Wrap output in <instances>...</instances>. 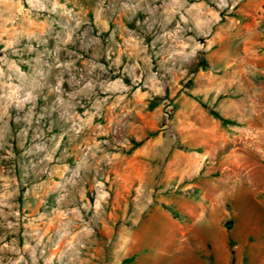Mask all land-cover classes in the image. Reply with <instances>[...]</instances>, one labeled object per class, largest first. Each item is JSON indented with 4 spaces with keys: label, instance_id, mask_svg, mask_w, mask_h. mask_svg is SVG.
<instances>
[{
    "label": "rangeland",
    "instance_id": "rangeland-1",
    "mask_svg": "<svg viewBox=\"0 0 264 264\" xmlns=\"http://www.w3.org/2000/svg\"><path fill=\"white\" fill-rule=\"evenodd\" d=\"M132 237L264 264V0H0V264Z\"/></svg>",
    "mask_w": 264,
    "mask_h": 264
},
{
    "label": "crops",
    "instance_id": "crops-1",
    "mask_svg": "<svg viewBox=\"0 0 264 264\" xmlns=\"http://www.w3.org/2000/svg\"><path fill=\"white\" fill-rule=\"evenodd\" d=\"M128 245L131 248L126 249L124 254L113 255L108 264H162V261L164 264H205L201 259L196 258V251L190 248H184L183 252L185 253L182 255L178 253V257L174 259L170 257V248L167 246L158 249L156 252L139 254L134 237L129 240Z\"/></svg>",
    "mask_w": 264,
    "mask_h": 264
},
{
    "label": "clouds",
    "instance_id": "clouds-1",
    "mask_svg": "<svg viewBox=\"0 0 264 264\" xmlns=\"http://www.w3.org/2000/svg\"><path fill=\"white\" fill-rule=\"evenodd\" d=\"M25 99H28V97H25Z\"/></svg>",
    "mask_w": 264,
    "mask_h": 264
}]
</instances>
